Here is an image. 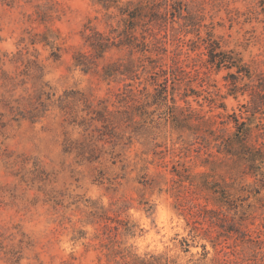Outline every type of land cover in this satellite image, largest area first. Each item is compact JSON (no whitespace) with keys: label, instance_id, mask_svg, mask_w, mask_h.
<instances>
[{"label":"rangeland","instance_id":"374dc122","mask_svg":"<svg viewBox=\"0 0 264 264\" xmlns=\"http://www.w3.org/2000/svg\"><path fill=\"white\" fill-rule=\"evenodd\" d=\"M183 1L203 13L223 49L264 72V0ZM88 20L108 28L94 0H0V264H263L264 185L255 177L244 179L238 201L243 234L222 236L209 221L202 227L210 231L194 232L190 215L176 207L193 193L176 173L208 168L198 142L181 149L192 139L187 131L157 119L114 138L92 122L74 124L90 115L82 97L93 105L107 98L113 108L123 87L100 73L121 52L98 60L97 71L75 65ZM226 73L195 77L200 95L188 98L190 106L218 120V113L245 116L249 95H227ZM233 129L230 121L227 132ZM193 199L220 209L213 194ZM117 217L132 225L130 233Z\"/></svg>","mask_w":264,"mask_h":264},{"label":"trees","instance_id":"16d2710c","mask_svg":"<svg viewBox=\"0 0 264 264\" xmlns=\"http://www.w3.org/2000/svg\"><path fill=\"white\" fill-rule=\"evenodd\" d=\"M94 3L103 9L108 28L100 30L91 20L83 25L80 33L86 50L75 52L74 63L84 71H97L98 60L105 59L110 52H121L124 55L106 62L100 73L104 79L123 82V87L115 93L113 108L107 98L93 105L81 96L90 115L78 122L73 120L74 124H95L93 130L114 138H121L126 129L146 130L157 119L179 132L187 131L192 139L185 141L188 148L184 144L181 149L190 150V144L198 142L196 151L203 150L204 154L200 163L208 170L190 175L183 167V171L176 173L182 184L187 181L188 190L193 193V197L180 199L176 207L190 215L194 232L210 231L202 227L203 222L209 221L222 229V236L243 234L236 215L241 206L240 193L247 187L244 179L253 176L254 182L264 185V72L253 71L239 52L223 49L203 13L183 0H94ZM221 69H227L224 76L227 95H249L243 104L245 116L218 113V120L190 106L188 98L200 95L192 87L195 77L203 78V73L206 79L211 71ZM67 95L69 92H65V99ZM179 100L185 105H179ZM221 106L225 108L224 104L217 105ZM136 116L141 120L137 122ZM230 121L234 129L228 133ZM217 177H221L224 189H220ZM198 193L207 201H212L213 194L220 209L194 200ZM120 209L123 206L118 208L119 212ZM230 210L234 211L231 215ZM116 220L130 233L132 225L127 220L119 217ZM119 225L112 228L106 224L105 228L117 230Z\"/></svg>","mask_w":264,"mask_h":264}]
</instances>
